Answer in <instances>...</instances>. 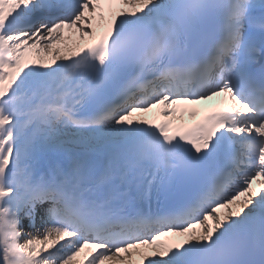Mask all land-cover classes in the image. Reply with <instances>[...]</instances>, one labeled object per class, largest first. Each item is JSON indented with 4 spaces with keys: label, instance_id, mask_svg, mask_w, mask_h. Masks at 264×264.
Here are the masks:
<instances>
[{
    "label": "snow or ice",
    "instance_id": "1",
    "mask_svg": "<svg viewBox=\"0 0 264 264\" xmlns=\"http://www.w3.org/2000/svg\"><path fill=\"white\" fill-rule=\"evenodd\" d=\"M262 62L264 0H0V264H264Z\"/></svg>",
    "mask_w": 264,
    "mask_h": 264
},
{
    "label": "bare ground",
    "instance_id": "2",
    "mask_svg": "<svg viewBox=\"0 0 264 264\" xmlns=\"http://www.w3.org/2000/svg\"><path fill=\"white\" fill-rule=\"evenodd\" d=\"M73 41L76 40V37L74 36V38H72ZM57 47H60V48H64L65 45L63 44H60V45H57ZM70 145V146H69ZM67 145L68 147H72L73 149H77L75 145L71 146V144ZM43 158L47 159V162L43 165L47 166V165H50L51 162H57L59 160V156L55 153H49V154H46L44 156H42Z\"/></svg>",
    "mask_w": 264,
    "mask_h": 264
}]
</instances>
